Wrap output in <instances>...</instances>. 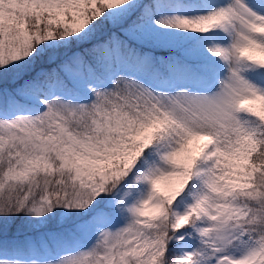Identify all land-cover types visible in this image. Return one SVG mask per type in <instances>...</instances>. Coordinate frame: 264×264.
Instances as JSON below:
<instances>
[{"label":"snow or ice","instance_id":"obj_1","mask_svg":"<svg viewBox=\"0 0 264 264\" xmlns=\"http://www.w3.org/2000/svg\"><path fill=\"white\" fill-rule=\"evenodd\" d=\"M0 264H264V0H0Z\"/></svg>","mask_w":264,"mask_h":264}]
</instances>
